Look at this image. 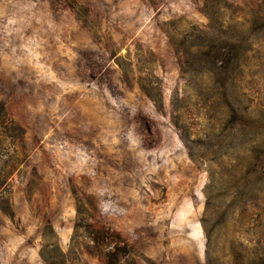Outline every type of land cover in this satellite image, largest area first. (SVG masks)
<instances>
[{"label": "rangeland", "instance_id": "374dc122", "mask_svg": "<svg viewBox=\"0 0 264 264\" xmlns=\"http://www.w3.org/2000/svg\"><path fill=\"white\" fill-rule=\"evenodd\" d=\"M225 1L0 0V264H104L86 218L118 264H264V0Z\"/></svg>", "mask_w": 264, "mask_h": 264}, {"label": "trees", "instance_id": "16d2710c", "mask_svg": "<svg viewBox=\"0 0 264 264\" xmlns=\"http://www.w3.org/2000/svg\"><path fill=\"white\" fill-rule=\"evenodd\" d=\"M208 6L206 7L210 10V13L207 11H202L203 14L208 19V25L210 23H217L219 27H223V19L221 16L222 13H219L221 10L230 9V4L225 0H204ZM215 8V9H214ZM229 27H233L232 24ZM209 29V26H207ZM191 33L195 34L197 38L209 39V33L201 29H196L195 27L191 28ZM213 37V36H212ZM208 42L198 45H187V53L193 54L194 57H197V61L201 64V68L207 66L212 69L218 70L221 68L222 64H229L231 61V55L228 53L221 52V49L213 44V40H207ZM194 50L193 52H190ZM120 69L123 70V66L120 64ZM123 73L125 74L124 70ZM148 75V74H147ZM146 83H139L140 89L144 92L147 98L152 102L156 110L162 112V100L160 95V86L159 84L152 80H147ZM87 219V218H86ZM84 221L86 229L83 231L87 235V240L91 244L90 252L97 254L100 257L104 264H118L125 256L128 255V245L119 235L116 233H110L101 227L95 226L91 223H86ZM83 221L79 206L76 207V225L74 226L73 236L77 235L78 230H80L79 223ZM53 264V263H48Z\"/></svg>", "mask_w": 264, "mask_h": 264}]
</instances>
